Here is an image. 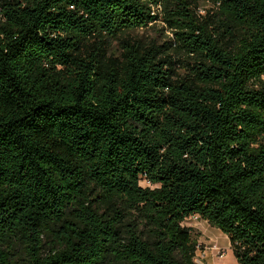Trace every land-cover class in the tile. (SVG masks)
Returning <instances> with one entry per match:
<instances>
[{
    "label": "trees",
    "instance_id": "trees-1",
    "mask_svg": "<svg viewBox=\"0 0 264 264\" xmlns=\"http://www.w3.org/2000/svg\"><path fill=\"white\" fill-rule=\"evenodd\" d=\"M191 1L0 0V264H264V0Z\"/></svg>",
    "mask_w": 264,
    "mask_h": 264
},
{
    "label": "rangeland",
    "instance_id": "rangeland-1",
    "mask_svg": "<svg viewBox=\"0 0 264 264\" xmlns=\"http://www.w3.org/2000/svg\"><path fill=\"white\" fill-rule=\"evenodd\" d=\"M190 7L196 12V15L201 20L208 19L217 10L211 0H192ZM152 14H158L159 19L151 23L148 27L140 28L130 32V36L141 40L146 46L156 45L160 50H164L175 59L182 58L181 55H175L173 52L174 44L166 48L165 46L175 41L172 28L164 21L163 12L160 9L154 8ZM114 51L119 52L117 43L114 45ZM177 72L184 76L188 71L177 65ZM143 187H155L148 181L142 180ZM184 226L191 227L194 231L195 240H197V252L195 261L198 264H238L236 257L231 249L229 239L220 229L212 227L208 222L201 219L199 216H192L183 223ZM46 244H49L47 242ZM48 251V248H46ZM21 253V250L19 251ZM23 258V253L21 254ZM26 261L22 260V263Z\"/></svg>",
    "mask_w": 264,
    "mask_h": 264
}]
</instances>
